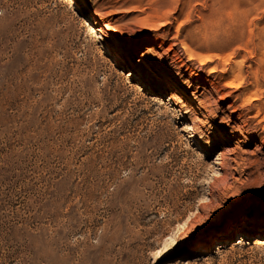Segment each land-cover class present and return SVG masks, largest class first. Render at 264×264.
<instances>
[{
  "label": "rangeland",
  "instance_id": "rangeland-1",
  "mask_svg": "<svg viewBox=\"0 0 264 264\" xmlns=\"http://www.w3.org/2000/svg\"><path fill=\"white\" fill-rule=\"evenodd\" d=\"M0 264H264V0H0Z\"/></svg>",
  "mask_w": 264,
  "mask_h": 264
},
{
  "label": "bare ground",
  "instance_id": "bare-ground-1",
  "mask_svg": "<svg viewBox=\"0 0 264 264\" xmlns=\"http://www.w3.org/2000/svg\"><path fill=\"white\" fill-rule=\"evenodd\" d=\"M262 2V1H261ZM248 8V7H247ZM259 8V7H258ZM254 9H255V7H254ZM235 10H237V9H235ZM242 10V9H241ZM256 10H257V8H256ZM238 11V10H237ZM242 14V13H241ZM233 16V15H232ZM242 16V15H241ZM245 16V15H244ZM230 17V16H229ZM238 17V16H237ZM230 19V18H229ZM244 20V19H243ZM231 21H233V20H231ZM218 54H215V55H205V56H201L200 57V62L202 63V64H205L206 62H208V61H211L212 59H213V57L214 56H216V57H218L217 56ZM208 57H212L211 59H207ZM226 60V59H225ZM240 69H241V67H240V64L239 63H237V62H235V69L234 70H239L240 71ZM215 69H214V67H212L211 69H209V71L210 72H213ZM242 82L243 81H239V82H233V81H228V82H226L227 84H230V85H232V86H235V87H237L236 85H238V86H240L241 84H242ZM170 99H172V97L170 96L169 98H168V100H170ZM248 101L249 102H252L253 100H255L256 99V97L255 96H248ZM256 221H259V220H256Z\"/></svg>",
  "mask_w": 264,
  "mask_h": 264
},
{
  "label": "snow or ice",
  "instance_id": "snow-or-ice-1",
  "mask_svg": "<svg viewBox=\"0 0 264 264\" xmlns=\"http://www.w3.org/2000/svg\"><path fill=\"white\" fill-rule=\"evenodd\" d=\"M140 53H139V50H137L135 53H131V55L133 56V58H135V56H138ZM212 57H208L207 59H211ZM143 59V58H142ZM238 87V85H236ZM206 129H207V125L204 126ZM207 134L209 136H212V137H216L219 135V129L217 128H212L210 130L207 131Z\"/></svg>",
  "mask_w": 264,
  "mask_h": 264
}]
</instances>
